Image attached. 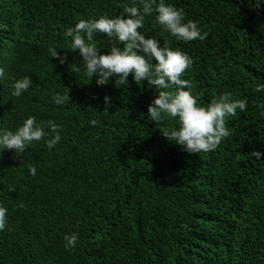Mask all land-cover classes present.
I'll return each mask as SVG.
<instances>
[{"label": "trees", "instance_id": "trees-1", "mask_svg": "<svg viewBox=\"0 0 264 264\" xmlns=\"http://www.w3.org/2000/svg\"><path fill=\"white\" fill-rule=\"evenodd\" d=\"M164 2L207 33L178 40L155 12L139 29L191 59L185 90L204 107L224 94L247 100L226 118L231 134L213 151L169 143L162 132L178 129V118L147 115L157 89L131 74L119 88L97 85L64 36L80 19L116 18L125 6L142 9L141 0H0V137L29 117L62 129L51 150L45 140L20 156L0 146V206L8 210L0 264H264V91H256L264 86V0L259 9L255 0ZM92 43L101 54L117 44L102 33ZM50 47L67 57L63 64ZM24 77L30 88L13 96ZM65 88L72 99L58 106L53 96Z\"/></svg>", "mask_w": 264, "mask_h": 264}, {"label": "clouds", "instance_id": "clouds-1", "mask_svg": "<svg viewBox=\"0 0 264 264\" xmlns=\"http://www.w3.org/2000/svg\"><path fill=\"white\" fill-rule=\"evenodd\" d=\"M141 3L142 9L125 6L124 15L116 18L102 16L95 20L80 19L74 27L65 31L64 36L71 38L72 51H78L82 57L85 76L91 80L95 77L97 85L105 86L110 80H114L115 86L119 88L128 84L131 74L137 84L146 80L157 89L158 96L149 105L147 115L156 123L166 118H178V129H165L162 132L169 143L175 141V145L189 154L213 151L231 134L226 127V118L235 116L237 110L245 111L247 100H233L229 94H224L214 98L207 107L200 106L191 91L185 90L191 88L190 82L182 79L185 70L192 63L191 59L180 50H172L166 45L162 47L155 38L146 39L139 29L143 27L145 17L155 12V23L178 40H204L207 33L201 34L194 21L184 22L183 10L166 4L164 0H141ZM254 7L260 8V0H255ZM96 33H102L117 42L108 54H101L93 45ZM120 44L123 48L118 47ZM48 51L50 57L59 60L61 64L67 59L66 56H60L55 47H50ZM3 75L4 71L0 68V77ZM31 84L30 77L17 80L12 85L11 94L20 97ZM256 91H264V86H258ZM69 93L70 89L65 88L64 94L54 95V103L58 106L70 103L72 98ZM110 101L111 98L105 96V103ZM90 123L95 126L96 121ZM45 127L48 132H45ZM61 130L55 121L37 123L35 117H29L15 132L6 131L0 137V146L20 156L33 142L45 140L47 148L51 150L61 140ZM251 155L260 160L262 154L253 151ZM28 167L30 174L35 176L36 168L33 165ZM7 211L0 206V231L6 228ZM64 239L66 248H75L77 235H66Z\"/></svg>", "mask_w": 264, "mask_h": 264}]
</instances>
